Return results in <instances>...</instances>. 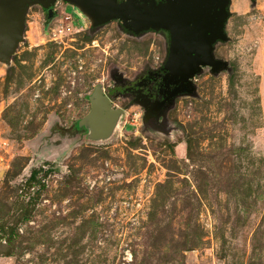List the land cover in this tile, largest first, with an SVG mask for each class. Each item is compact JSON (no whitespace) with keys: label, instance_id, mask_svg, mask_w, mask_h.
Segmentation results:
<instances>
[{"label":"rangeland","instance_id":"1","mask_svg":"<svg viewBox=\"0 0 264 264\" xmlns=\"http://www.w3.org/2000/svg\"><path fill=\"white\" fill-rule=\"evenodd\" d=\"M227 10L226 68L151 117L120 87L165 63L168 31L26 8L0 61V264H264V0ZM96 88L107 137L83 123Z\"/></svg>","mask_w":264,"mask_h":264},{"label":"water","instance_id":"2","mask_svg":"<svg viewBox=\"0 0 264 264\" xmlns=\"http://www.w3.org/2000/svg\"><path fill=\"white\" fill-rule=\"evenodd\" d=\"M58 0H0V60L6 61L21 39L26 8L39 4L49 8ZM79 8L96 26L118 21L138 34L147 30H165L170 34L169 49L163 69V82L175 85L167 107L181 94H193V79L202 68L217 73L227 63L215 59L214 44L226 41L224 26L229 16L230 0H64ZM121 82L120 77H116ZM161 102L159 106L163 105ZM92 110L83 120L95 137H107L120 111L111 108L110 100L100 88L91 99ZM150 116V114H149Z\"/></svg>","mask_w":264,"mask_h":264},{"label":"flooded vegetation","instance_id":"3","mask_svg":"<svg viewBox=\"0 0 264 264\" xmlns=\"http://www.w3.org/2000/svg\"><path fill=\"white\" fill-rule=\"evenodd\" d=\"M156 2L158 3L159 0ZM163 65L151 74L141 76L135 82L126 83L120 87V92L130 93L133 95L134 101L143 103L151 117L155 114H162L170 100L169 94L175 88V85L166 86L163 82V77L166 74ZM161 102L164 104L159 106Z\"/></svg>","mask_w":264,"mask_h":264},{"label":"crops","instance_id":"4","mask_svg":"<svg viewBox=\"0 0 264 264\" xmlns=\"http://www.w3.org/2000/svg\"><path fill=\"white\" fill-rule=\"evenodd\" d=\"M0 61H2V60H0Z\"/></svg>","mask_w":264,"mask_h":264}]
</instances>
